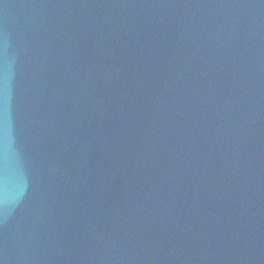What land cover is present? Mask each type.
Listing matches in <instances>:
<instances>
[{
	"label": "water",
	"instance_id": "water-1",
	"mask_svg": "<svg viewBox=\"0 0 264 264\" xmlns=\"http://www.w3.org/2000/svg\"><path fill=\"white\" fill-rule=\"evenodd\" d=\"M0 264H264V0H0Z\"/></svg>",
	"mask_w": 264,
	"mask_h": 264
}]
</instances>
